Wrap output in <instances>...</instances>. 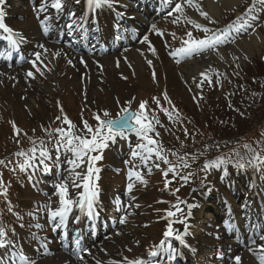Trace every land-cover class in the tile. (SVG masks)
I'll use <instances>...</instances> for the list:
<instances>
[{
  "label": "rangeland",
  "instance_id": "obj_1",
  "mask_svg": "<svg viewBox=\"0 0 264 264\" xmlns=\"http://www.w3.org/2000/svg\"><path fill=\"white\" fill-rule=\"evenodd\" d=\"M23 2L24 0H22L24 5ZM254 2V0H236L233 9L220 7L219 13L211 18V21L215 22L204 21L202 25L216 31L221 24L233 21L237 16L246 12V3L249 6V3ZM17 11L24 13L23 18L15 15L8 16L9 26L12 29L14 28L16 32L23 35L28 34L31 37L30 35L36 32L37 29L31 14L29 15L28 7L24 5ZM249 14L260 19L255 30L264 38V6L250 10ZM174 19L163 22L157 29L162 30L166 26L167 30H175L180 34L184 31L180 23L184 22V29L190 30L194 34L193 38L201 35H198L199 30L192 23H189V20L193 21L191 18L187 17L186 19L184 15H181L177 23H173ZM200 33L202 32L200 31ZM186 38H188L187 35ZM151 39H149V41H152L151 43L154 45L159 44V48L163 51L166 49L157 36H152ZM33 42L34 40L30 38L29 44ZM47 44L50 45L48 42ZM52 45L54 47V50L51 49L50 52L51 57L54 59L52 65L46 60L45 56H42V48L37 52L42 54L40 59L48 70L52 68L56 70V77L53 79L48 77L45 71H43V75H40L30 63L12 69H0V158H3L6 162V166L0 165V177L3 180L0 193L6 189V195L0 194V214H2L0 216V228L7 232V238H10L11 243L14 245L20 239L21 246L25 249L26 245L23 244L20 236H23V233L28 234L27 230L33 232V235L30 234L31 240H27V236L25 237L30 245L33 244L34 235H48V223L51 220L43 206L51 204L52 208H56L59 204L58 196L53 195L55 190L42 184L46 181V178L38 177L43 193L46 192L45 195L41 194L42 192L38 193L30 191L29 188L27 189L25 186L27 173L21 171L18 167L19 164L23 163L24 158L13 154L18 150L27 152L33 147L32 141L39 145L40 139L44 140L46 148L56 149L57 135L52 132L49 136L43 129L51 131L62 126L63 121L55 119L61 114L60 106L63 107L64 113L71 112L72 122L77 126L73 129V132L80 134L79 130L83 127L82 116L94 127L96 122L90 119L91 112L94 114L96 110L119 109L118 113L120 114L121 109L127 107L126 102L129 100L132 101L130 111L135 112L139 108L140 101H147L146 115L154 129L164 135L162 140L168 146H171L174 141L179 144V146H176L179 147L180 151L177 156L172 155L171 160L181 168V174L178 170L179 175L176 176L175 180H173V175L169 174L168 179L173 180V182L169 184L168 190L174 189L177 183L180 186L182 185L179 183L182 180H178L180 176L192 174L188 180L187 188L184 192L181 190L182 193L180 194H187L196 182L202 180L203 183L204 180L205 183V174L200 175V172L204 170L203 166L206 162L214 161L218 157L233 162L237 150L239 154L245 149L252 152L251 148H259L260 151L264 152V135H262L264 126H260L257 132H252L259 124L264 122V41L260 47H257V51L253 49L250 56L241 54V59H237L236 52L232 54L236 61L227 62L224 69L231 71L237 78H233V76L224 78L223 81L227 88L223 92L220 91L221 95L217 90L215 80L217 83V81H222V78L213 79L212 76H209L211 83L204 82L202 86L197 88L200 90L198 92L203 98L202 101H200L201 99L194 101L190 98L187 91L179 83L180 80L175 73L178 70L170 66V60L169 62L166 60L161 50L159 52L160 62L153 57L155 60L152 66L157 72L156 83H154L150 81L148 70L151 68H148L147 64H144L143 69L132 65L129 68L122 57L116 56L119 60L118 68H113L112 65H102L103 70H101V67L90 58L84 57L85 63H81V59H77L74 54H71L75 56L72 57L68 53L70 52L68 49H61L63 51L59 53L55 47H61ZM239 45L241 50H244L242 40L239 41ZM69 60L72 61L71 64L68 63ZM29 70L34 72L35 78L26 76V72ZM158 70H160V75H158ZM110 78L114 86L112 89L108 85ZM93 82H95V85H93ZM164 85H166L165 88ZM39 86L41 90H39ZM187 89L192 95L194 94L189 87ZM160 91L162 93L166 91L168 96L177 95L180 98L179 103L185 108V119H183L185 121L175 111H172L169 104L166 105V100ZM154 96L160 99L163 108L169 109L172 119H169L154 102L149 104L150 98L152 99ZM117 100L120 104L117 103ZM31 101L35 105L31 104ZM58 101L59 105L57 104ZM82 110L85 111L83 115L79 114ZM157 120L159 123H157ZM10 121H14L22 130V134L18 137L20 140L19 145L15 142L17 137L14 136ZM180 122H184L185 127H182ZM33 129H35V132H33ZM185 130H187V135ZM245 145L248 147H245ZM62 153L66 158L67 152ZM164 156L169 157V154H164ZM181 157H184L190 167H183ZM9 161L11 163H8ZM101 162L103 161L94 162V164L100 165ZM132 165L134 166V164ZM12 169H15V171ZM120 170V175L109 173L104 175L103 181H105L107 189L112 185L120 188L124 187V169L120 168ZM142 174L145 175L146 172L143 170ZM159 177L164 178L162 171L161 173L154 172L153 178H144L147 181L146 184L134 183L133 194L136 197L134 203L138 205L134 212L137 210L138 212L131 216L129 222L120 227L119 234H116L112 240L105 243L112 244L111 255L122 256L124 254L126 257L135 258L146 253L153 245H157L170 221L173 222L172 227L176 231L184 226V224L175 222L181 216H185V208L181 205L180 207L184 210L182 213L164 219L166 216L163 215L167 211H175V208L171 207L175 205L172 202L175 197H167L168 203L165 204L158 202L156 193L165 187L164 179H159ZM68 191L70 198H73L78 188L73 187L69 182ZM179 198H184V196ZM157 218L163 222L162 225L158 223L159 221L156 222L155 219ZM31 222L35 225L40 224L42 227L37 228L35 225H30ZM49 258H45V260L36 259L37 264L60 263L54 262L52 256ZM255 264L258 263L255 262Z\"/></svg>",
  "mask_w": 264,
  "mask_h": 264
},
{
  "label": "snow or ice",
  "instance_id": "obj_2",
  "mask_svg": "<svg viewBox=\"0 0 264 264\" xmlns=\"http://www.w3.org/2000/svg\"><path fill=\"white\" fill-rule=\"evenodd\" d=\"M79 2L80 0H76V3ZM164 2L166 4L174 3V7H171V9L167 12L168 16H172L174 13L179 14L175 17L173 23H177L180 20V16L184 15L185 5H187L188 7H195L198 11H200L197 0H164ZM4 3L5 0H0V5H3ZM86 3L88 9L92 12H95L96 10L101 9L105 6H107L108 8H113L120 3V0H86ZM122 6L127 8V5ZM49 7L55 10V12L57 13H61L65 8L64 0H44V3L41 5L40 10L46 11ZM117 15L123 18L126 14L124 12H118ZM200 15L205 19H208L212 23L215 22L211 21V18L209 17L207 12L200 11ZM4 17L5 12L3 8L0 7V30H2L3 33L7 34L5 36V39L8 41L9 47L18 49L19 46L25 42L26 38L22 33L16 32L12 28H10L4 22ZM185 18L187 19V17ZM48 19V17H44V19L41 20L42 30L45 33H47L48 31V25L45 24L44 21ZM131 19H134V17H132ZM240 19V17L237 18V20ZM189 23H192L197 30L205 33V35L200 39H195L192 37V33L188 32V39L183 40L182 46L174 49L169 53L170 56L175 59L176 63H180L182 58H190L194 55H199L207 52H215L217 56H219V58L223 60L224 57L220 55L218 50L219 46L227 44L229 42L234 43V39L231 41L229 39L231 33L233 31L239 32L241 28H243L245 24H247V21L244 20V22L240 24V27H234V25L230 24L224 29L216 31H212L211 29L199 23H196L195 21L189 20ZM248 26L250 27L251 25ZM68 27L72 28L73 25L69 24ZM151 31L160 36L164 35L162 31L157 29L155 24L151 25ZM172 35L175 36L174 33ZM141 42H149L150 49L153 52L155 51V49L151 46L147 35L143 37ZM39 47L44 48V45H40ZM44 51L47 52L48 49H44ZM125 51H127V49H125ZM33 55L35 59H30L27 62L32 65L36 72H39L40 75H43V71L41 70L43 61H41L40 59L42 54L40 52H35L33 53ZM57 55H59V53H57ZM141 55H143V53H141ZM68 63L71 64L72 61L69 60ZM81 63H85L83 59H81ZM147 63L151 65L152 61L148 60ZM26 76L35 78L34 72L31 70L26 72ZM200 76L204 79L201 81L199 86H202L204 82L211 83V80L206 72H201ZM153 79H155V73H153ZM162 95L168 102V104H172V101L169 99L166 91H164ZM152 99L157 107L160 108L161 111H163L169 119H172V114L169 112V109L162 107L160 99L158 97H153ZM131 103V100L126 102L127 107H123L121 109L122 114H118V117L116 119H102L99 113H94L93 119L97 122L95 127L90 125L87 120H84L82 116L81 121L83 127L79 130L80 134H76L73 132V129H75L77 126L73 124V122L67 117L66 113H64L63 107L60 106L61 114L58 115L55 119L62 120L63 125H67V127L65 128L62 125L61 127L52 129L51 131L49 129H43L49 136L52 132H55L57 134V152H59L60 149L63 148L66 151L71 152L74 157V159L68 161L69 165L71 166L69 169V176L62 181L53 184V187L55 189L53 195L58 196L59 198L58 207L52 208L51 204L43 206L45 211L48 213L49 219L53 222H56L54 230L61 227V225L65 223V220L72 213L74 208H79L81 212H85L86 210V215L89 218H94L98 215V213L95 211V202L99 196V188L94 183L93 178L95 177L96 180L99 179L98 173L100 172V169L94 166V162L102 159V154L100 153L104 148L107 147L109 141H114L116 137L124 136L127 132H134L138 137H140L141 141H143L142 143H139L137 145V148L135 150L132 151L131 155L133 158L140 157L142 163L147 164V162L152 159V156L154 154L157 159L162 160L164 164L168 165L166 169L162 170V175L164 177V186L166 190L168 189L169 184H171L173 180H175L176 176L179 175L177 172L178 165L171 164L167 157L162 155V149L158 143V140L151 135V133L155 132V129L152 123L148 120L145 112L148 102L140 101L139 108L135 112L130 111ZM173 111L178 110H175L173 106ZM110 115L111 114L109 111H103L104 117H110ZM10 123L13 128L14 136L17 137L15 142L19 145L20 140L18 139V137L22 134V130L16 125L14 121H10ZM157 123H159L158 120ZM33 132H35V129H33ZM23 134L27 135L26 133ZM185 134L187 135V130H185ZM155 135L158 137L159 133H155ZM262 135H264V133H262ZM32 143L33 147L30 148L27 152L18 150L13 154L17 157L24 158L23 163L18 165L19 169L21 171H27L29 169L34 170L37 167L43 166L44 169L47 170L48 164L46 163V161L51 160L52 156L49 150L44 146V140L40 139L39 145H37L35 141H32ZM245 147L248 146L245 145ZM93 153L97 154L93 155ZM56 159L59 160V156H57ZM254 159L260 161L261 165L264 166V161H261V158L258 155L255 156ZM86 161L87 171L83 175L81 173L75 172V169L79 168L80 165L84 164ZM181 162L183 164V167H190L184 157H181ZM228 162L229 161L218 157L214 161L206 162L203 168L204 170H208L210 168H219L221 165ZM8 163H11V161H9ZM249 164L254 168L257 166L255 164H251V161L249 162ZM0 165L6 166L5 160H0ZM155 167L160 168V165L156 164ZM237 167L244 168L245 165L243 163L237 162ZM12 170L15 171V169ZM148 172H151V168L148 169ZM169 173H172L173 180L168 179ZM191 175L192 174L189 173L186 176H180V179L183 182L187 183ZM133 177H135L136 180L142 184L147 183V181L144 179V175L140 171H136L135 166H133V168L130 169L128 173L127 179L129 180V183L127 184L126 193H131L133 190ZM31 178L32 177L30 176L29 179ZM69 182H71L73 187L83 189L78 198H70L68 191ZM2 186L3 180L2 177H0V187ZM175 191L178 192L179 189H176ZM208 191L211 192L212 189L209 188ZM0 194L6 195V189ZM114 203L117 206V210L119 211L121 209L122 201L117 197L114 200ZM180 204L186 205L188 209V216H181L177 221H175L185 225L183 234L174 230L172 227L173 222L170 221L166 231L163 234L164 238L160 240L159 244L153 245L151 249L147 250L146 256H142L137 259H129L128 257H123L122 261H116L113 262V264H161V261H164L165 264H171V262L174 261L178 255H180L177 248L173 247V244L171 242L172 240L178 241L179 244L184 245L185 247H190V245H188L184 239V235L187 234L188 228L186 221L191 215V210L195 207H198V205L194 203H187V201L178 200L175 205L171 206L175 208V211H167L166 217H175L177 213H182L184 210L180 207ZM76 219H79V217H76ZM125 220L126 217L122 216L120 219V223H125ZM35 226L37 228L42 227L40 224H37ZM6 236L7 232L4 229L0 228V248H6L11 244L10 241L4 239V237ZM169 238H171V240ZM259 239L262 241V243L255 245V241H253L252 243L255 245V247L249 248L248 250L253 255L259 253V255H257L258 262L259 264H264V235H261ZM75 243L77 246H79L80 240L77 239ZM83 251L91 255L89 249L84 248ZM129 251H131V249H129ZM161 253H163V255ZM157 257H159V259H156ZM20 259L24 261V264H35L34 260H29L28 257L23 253L20 254ZM80 259H83V257L81 256ZM232 260L233 264H241V257L239 255L232 257ZM96 264H101V262L97 261Z\"/></svg>",
  "mask_w": 264,
  "mask_h": 264
},
{
  "label": "bare ground",
  "instance_id": "obj_3",
  "mask_svg": "<svg viewBox=\"0 0 264 264\" xmlns=\"http://www.w3.org/2000/svg\"><path fill=\"white\" fill-rule=\"evenodd\" d=\"M219 2H214L213 0H202L201 2H199V7H200V11H204V12H207L209 17H213L215 15H217L219 13V10H220V7L222 8H230V9H233L235 6V1L236 0H218ZM21 2V1H20ZM20 2H14V1H9L7 4V10L5 11L6 14H11L13 15L14 12L17 11V8L18 6L20 5ZM122 5H125L124 1L120 0V3H119V6L122 7V8H125L123 7ZM13 7V9L10 8ZM187 8V7H185ZM107 11H109V17L110 16H115L114 14H112V12L106 7ZM125 9H128L130 11V13L127 15L128 19H130L132 22H137V21H140L142 19H140L139 16L136 15L135 13V7L134 6H127V8ZM127 10V11H128ZM200 11L197 12V10H194L192 12V16H197L198 13H200ZM200 17L198 18V21H200L203 16L201 17V15H199ZM132 17H134V19H131ZM205 20H208V19H205ZM133 25H136V24H133ZM241 30H244L243 28H241ZM123 34V33H122ZM128 37V35H126ZM34 37H35V40L37 43H41L38 36L36 34H34ZM254 36H251V40L250 42H246L244 41L243 43V47L245 49V52L250 55L252 50L253 49H256V47H258L260 44L263 43V40L262 38H260L259 36H257L255 39H252ZM48 46H46L44 44V49H47ZM219 50V53L220 55H223V51L218 49ZM60 53L62 50H59ZM45 52V51H44ZM212 53H208V57L211 56ZM48 56V59L51 58V56L49 54H47ZM143 56H146L147 59L149 60H152V58L150 57L149 54H144ZM126 57L128 58V62H131L136 68H141L143 69V62L141 61V58H139L137 56V53L134 51V50H131V52H127L126 54ZM53 60H49V63L50 65L53 64ZM217 63L218 64H221V61L217 60ZM114 65L115 63H113V61L111 60V58H108L107 62H105V65ZM199 69L197 68V62L195 60H190L189 62L185 63L184 65H181L178 70L179 72L183 75V78L187 81H193V80H196L197 79V74H194V72H196V70ZM55 69H50V70H45L44 71L46 72L47 76L50 77V78H54L56 77V70L54 71ZM108 77V76H107ZM95 85V82H93ZM110 88L112 89L113 86V81L112 79L110 78L109 82H108ZM18 85V84H17ZM19 88V87H18ZM20 89H22V87H20ZM39 90H41L39 88ZM97 93V92H96ZM31 104H34L35 103L33 101H31ZM84 164H81L79 168H76L75 169V172H78V173H81L83 174L84 173ZM19 251L18 253L21 254L23 253L24 255H26L29 259L30 257V251L29 250H26L24 251L23 249H21L20 247H18ZM90 250L91 252V255H89L88 253L87 254V258H94V260L97 262V261H100L101 263H106L109 259H113V260H118L117 258H112V256L110 255V252H112V244L109 245V244H101V246H99V249L103 250V254L99 253V252H96L94 251L95 249H92V248H87ZM5 254L7 255L8 253L5 252ZM109 259L105 258V257H109ZM59 257V256H57ZM86 257H84L85 259H87ZM62 262H68L66 258H62ZM248 264H254V263H251L249 262Z\"/></svg>",
  "mask_w": 264,
  "mask_h": 264
}]
</instances>
